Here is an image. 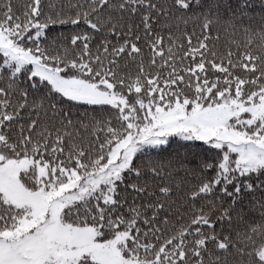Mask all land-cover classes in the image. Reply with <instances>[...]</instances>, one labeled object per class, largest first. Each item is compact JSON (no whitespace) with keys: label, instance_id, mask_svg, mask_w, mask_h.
<instances>
[{"label":"snow or ice","instance_id":"snow-or-ice-1","mask_svg":"<svg viewBox=\"0 0 264 264\" xmlns=\"http://www.w3.org/2000/svg\"><path fill=\"white\" fill-rule=\"evenodd\" d=\"M0 264H264V0H0Z\"/></svg>","mask_w":264,"mask_h":264},{"label":"trees","instance_id":"trees-1","mask_svg":"<svg viewBox=\"0 0 264 264\" xmlns=\"http://www.w3.org/2000/svg\"><path fill=\"white\" fill-rule=\"evenodd\" d=\"M240 2H241V0H228V3L231 4V5H233V6H236ZM250 2L258 6L260 0H250ZM257 215H258V213H257Z\"/></svg>","mask_w":264,"mask_h":264}]
</instances>
